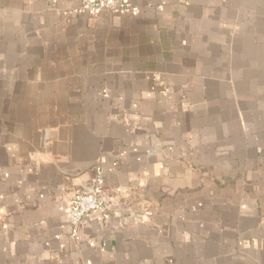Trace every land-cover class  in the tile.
<instances>
[{"label":"crops","instance_id":"1","mask_svg":"<svg viewBox=\"0 0 264 264\" xmlns=\"http://www.w3.org/2000/svg\"><path fill=\"white\" fill-rule=\"evenodd\" d=\"M130 1L0 0V264H264V0Z\"/></svg>","mask_w":264,"mask_h":264},{"label":"built area","instance_id":"2","mask_svg":"<svg viewBox=\"0 0 264 264\" xmlns=\"http://www.w3.org/2000/svg\"><path fill=\"white\" fill-rule=\"evenodd\" d=\"M140 8L130 0H81L80 7L74 13H86L90 16L117 13H137ZM107 93L106 90L103 91ZM105 179L100 168L96 169V177L88 192L77 193L71 202L67 215L70 221L72 239L77 238L81 222L85 217L93 216L95 213L105 215L106 202L103 199ZM151 213L148 212V215Z\"/></svg>","mask_w":264,"mask_h":264},{"label":"water","instance_id":"3","mask_svg":"<svg viewBox=\"0 0 264 264\" xmlns=\"http://www.w3.org/2000/svg\"><path fill=\"white\" fill-rule=\"evenodd\" d=\"M94 215H98L100 217H103V215L101 213H95Z\"/></svg>","mask_w":264,"mask_h":264}]
</instances>
